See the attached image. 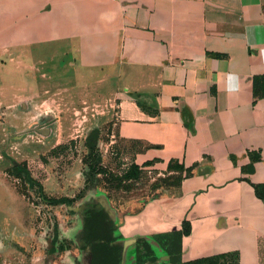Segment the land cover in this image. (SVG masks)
Masks as SVG:
<instances>
[{"label": "crops", "instance_id": "obj_1", "mask_svg": "<svg viewBox=\"0 0 264 264\" xmlns=\"http://www.w3.org/2000/svg\"><path fill=\"white\" fill-rule=\"evenodd\" d=\"M2 67L69 71L86 101L96 82L118 134L180 177L115 226L120 264L139 239L156 263L264 264V0H0Z\"/></svg>", "mask_w": 264, "mask_h": 264}, {"label": "rangeland", "instance_id": "obj_2", "mask_svg": "<svg viewBox=\"0 0 264 264\" xmlns=\"http://www.w3.org/2000/svg\"><path fill=\"white\" fill-rule=\"evenodd\" d=\"M12 74L9 81L0 70V264H87L90 245L78 235L89 205L102 206L119 227L180 177L143 162L148 146L118 134L116 105L96 82L86 101L84 80L75 86L69 71ZM63 198L69 202H50ZM146 260L140 264H162ZM171 264L240 263L228 253Z\"/></svg>", "mask_w": 264, "mask_h": 264}, {"label": "trees", "instance_id": "obj_3", "mask_svg": "<svg viewBox=\"0 0 264 264\" xmlns=\"http://www.w3.org/2000/svg\"><path fill=\"white\" fill-rule=\"evenodd\" d=\"M262 86L264 89V78ZM168 167L172 169L175 166L169 165ZM175 168L179 169L177 166ZM137 170L138 166L132 165L128 175L135 177ZM26 177L28 181L32 182L28 173ZM50 202L56 205L67 204L69 200L63 198ZM83 215V226L78 238L90 245V250L86 254L87 264H120L121 251H119V248L116 246V227L107 211L104 208L98 207L96 204H91L86 208ZM140 248L142 250H140ZM144 258L147 259L146 261L151 262L156 260L150 244H148L146 240L139 239L137 240L138 264H140L141 260ZM200 261H204V259Z\"/></svg>", "mask_w": 264, "mask_h": 264}]
</instances>
